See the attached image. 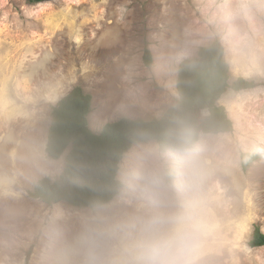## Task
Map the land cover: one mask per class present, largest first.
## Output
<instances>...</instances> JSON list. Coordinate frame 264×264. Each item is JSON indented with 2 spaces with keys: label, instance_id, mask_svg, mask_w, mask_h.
<instances>
[{
  "label": "rangeland",
  "instance_id": "1",
  "mask_svg": "<svg viewBox=\"0 0 264 264\" xmlns=\"http://www.w3.org/2000/svg\"><path fill=\"white\" fill-rule=\"evenodd\" d=\"M219 40L231 78L256 88L219 100L232 131L201 134L186 166L156 143L133 146L110 203L47 205L27 191L62 171L46 154L53 106L79 86L91 131L157 118L176 99L179 63ZM152 63L144 62V50ZM242 153L260 157L243 170ZM174 171L168 181V171ZM191 204L181 264H264V0H0V264H137V244Z\"/></svg>",
  "mask_w": 264,
  "mask_h": 264
},
{
  "label": "trees",
  "instance_id": "2",
  "mask_svg": "<svg viewBox=\"0 0 264 264\" xmlns=\"http://www.w3.org/2000/svg\"><path fill=\"white\" fill-rule=\"evenodd\" d=\"M30 4L46 0H25ZM197 56L183 59L177 68L175 103L160 117L131 119L122 117L106 123L98 134L89 127L92 96L79 86L71 89L51 110L46 154L59 159L68 150L62 172L51 179L43 177L27 191V196L53 205L60 202L73 208H90L110 203L123 188L118 178L120 162L133 147L156 143L161 152L193 147L201 134L232 131V121L219 100L228 91L256 88V79L231 78L224 49L219 40L197 48ZM144 62L152 63L148 49ZM256 153H242L245 170L257 160ZM171 184L174 171H168ZM252 248L264 247V234L255 227L248 242Z\"/></svg>",
  "mask_w": 264,
  "mask_h": 264
},
{
  "label": "clouds",
  "instance_id": "3",
  "mask_svg": "<svg viewBox=\"0 0 264 264\" xmlns=\"http://www.w3.org/2000/svg\"><path fill=\"white\" fill-rule=\"evenodd\" d=\"M199 151V145L178 147L171 156L179 164L193 166ZM191 210L192 205L185 204L171 217L154 220L155 226L137 244V264H181L189 243Z\"/></svg>",
  "mask_w": 264,
  "mask_h": 264
}]
</instances>
